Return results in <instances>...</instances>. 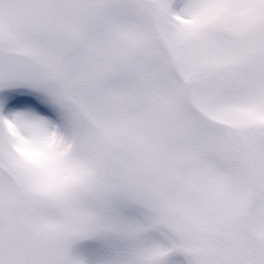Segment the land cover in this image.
Returning a JSON list of instances; mask_svg holds the SVG:
<instances>
[{
    "label": "snow or ice",
    "instance_id": "obj_1",
    "mask_svg": "<svg viewBox=\"0 0 264 264\" xmlns=\"http://www.w3.org/2000/svg\"><path fill=\"white\" fill-rule=\"evenodd\" d=\"M0 264H264V0H0Z\"/></svg>",
    "mask_w": 264,
    "mask_h": 264
}]
</instances>
